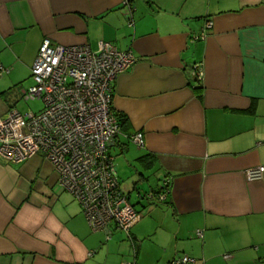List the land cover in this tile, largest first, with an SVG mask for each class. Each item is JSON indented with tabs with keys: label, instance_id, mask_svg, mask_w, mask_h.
<instances>
[{
	"label": "crops",
	"instance_id": "0c3cea01",
	"mask_svg": "<svg viewBox=\"0 0 264 264\" xmlns=\"http://www.w3.org/2000/svg\"><path fill=\"white\" fill-rule=\"evenodd\" d=\"M45 39L132 52L112 84L125 123L109 153L140 218L107 240L41 155L0 161V264H264V0H0V117ZM168 177L165 202L149 199Z\"/></svg>",
	"mask_w": 264,
	"mask_h": 264
},
{
	"label": "built area",
	"instance_id": "2783aa9c",
	"mask_svg": "<svg viewBox=\"0 0 264 264\" xmlns=\"http://www.w3.org/2000/svg\"><path fill=\"white\" fill-rule=\"evenodd\" d=\"M210 27L207 22L200 40ZM134 62L131 51L120 52L111 44L99 43L92 51L84 45H52L45 39L31 68L32 85L21 91L24 102L40 100L42 110L21 114L12 109L0 117V161L21 165L41 155L53 167L58 187L79 205L91 232H104L107 240L113 228L128 236L140 218L120 190L114 158L109 153L120 133L111 112L112 84ZM191 76L202 81L199 65L192 67ZM128 139L137 148L144 147L142 134ZM171 183V178H164L160 192L149 199L165 202ZM202 235L196 231L197 237ZM169 264L202 262L181 256Z\"/></svg>",
	"mask_w": 264,
	"mask_h": 264
},
{
	"label": "rangeland",
	"instance_id": "374dc122",
	"mask_svg": "<svg viewBox=\"0 0 264 264\" xmlns=\"http://www.w3.org/2000/svg\"><path fill=\"white\" fill-rule=\"evenodd\" d=\"M30 85H32V81H31V78L29 79V81L28 80H26L25 82H24V84H23V87L25 88V90L30 86ZM17 103L15 104V106L13 107V109L14 110H17L19 113H21V114H26V113H33V114H38L41 110H42V108H43V103L40 101V100H35V101H28V102H24L23 100H22V97H21V94H19L18 95V98H17ZM39 156V155H38ZM37 169H39V171H41V173L42 174H48V172H51V167L48 165V163L47 162H44L43 163V166H38L37 167ZM118 169H119V167H118ZM119 179H121V175H120V172H119ZM121 181V180H120ZM43 184H41V185H38V186H36L35 187V184H34V188H37V187H39V188H42L41 186H42ZM57 186V188L56 189H58V190H60V187H58V185H56ZM145 186L148 188V185L147 184H143V183H141L140 185H138V191H144L145 190ZM55 187V186H54ZM44 189L43 190H41L40 192H39V194H44ZM62 191V190H61ZM125 191V190H124ZM45 196H46V194H44ZM135 200V198H134V195L133 194H131V200H130V202L131 203H134L133 201ZM155 200V199H154ZM156 201V200H155ZM154 201V202H155ZM150 202V201H149ZM145 203V201L142 203V204H144ZM160 204V203H159ZM123 233V232H122ZM124 235L126 236V234L124 233ZM110 239H111V237H110ZM110 239H108V240H110ZM127 262H131V261H129V260H126ZM125 261V262H126Z\"/></svg>",
	"mask_w": 264,
	"mask_h": 264
},
{
	"label": "trees",
	"instance_id": "16d2710c",
	"mask_svg": "<svg viewBox=\"0 0 264 264\" xmlns=\"http://www.w3.org/2000/svg\"><path fill=\"white\" fill-rule=\"evenodd\" d=\"M113 115H114V117L116 118V120H117V123H118V126H119V131L121 130V128L123 127V125H124V123H125V119H124V117L122 116V115H120V114H117V113H112ZM163 182V180L161 181V183ZM161 185V184H160ZM160 185H159V187H158V191H157V194L160 192ZM157 194H155V197L157 196ZM154 197V196H153ZM154 197V198H155ZM158 203V202H157ZM162 204V203H161ZM134 208V207H133ZM136 211V210H135ZM138 213V212H137ZM113 231H119V230H116V229H114L113 228V230L111 231V232H113ZM130 231V230H129ZM120 232H122V231H120ZM124 233V232H123ZM175 259V258H174ZM173 259V260H174ZM172 261V260H171ZM170 261V262H171ZM169 262V263H170Z\"/></svg>",
	"mask_w": 264,
	"mask_h": 264
}]
</instances>
